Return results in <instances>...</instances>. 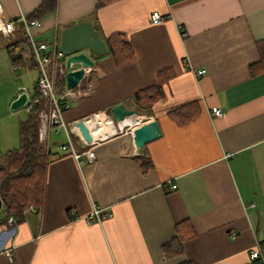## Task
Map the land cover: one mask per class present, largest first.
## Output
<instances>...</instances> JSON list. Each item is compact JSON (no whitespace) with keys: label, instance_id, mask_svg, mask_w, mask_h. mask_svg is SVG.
<instances>
[{"label":"crops","instance_id":"1","mask_svg":"<svg viewBox=\"0 0 264 264\" xmlns=\"http://www.w3.org/2000/svg\"><path fill=\"white\" fill-rule=\"evenodd\" d=\"M96 1L57 0L32 29L34 38L60 47L65 27L89 21L103 41L122 33L135 57L117 65L106 51L84 50L95 74L82 81L85 92L63 119L69 126L87 120L94 143H84L77 129L71 136L77 152L94 146L95 158L79 162L61 150L64 132L50 127L43 203L27 207L13 227L0 226V264H249L256 248L255 264H264V71L250 73L264 40V0H117L95 11ZM40 2L3 0L4 17L27 15ZM154 11L161 22L150 20ZM3 37L0 51L14 34L4 37L6 44ZM167 67L173 76L162 96L138 108L133 94L157 83ZM4 79L0 67V84ZM22 88L3 101L0 155L18 145V120L12 122L8 106ZM190 102L198 113L179 124L170 111ZM119 103L137 109L140 124L157 120L161 134L137 147L133 131L141 116L120 123L122 130L106 119ZM213 107L220 116L211 114ZM94 208L111 216L89 223ZM182 221L194 234L181 254L167 257L162 245Z\"/></svg>","mask_w":264,"mask_h":264},{"label":"trees","instance_id":"2","mask_svg":"<svg viewBox=\"0 0 264 264\" xmlns=\"http://www.w3.org/2000/svg\"><path fill=\"white\" fill-rule=\"evenodd\" d=\"M117 0H97L95 11L104 5ZM57 0H41L40 4L26 15L28 19H40L52 12ZM96 29V26H95ZM106 52L109 53L117 65L131 62L134 57L132 46L122 33H113L104 39ZM259 60L250 66V73L254 75L264 71V40L257 42ZM7 54L14 67L36 68L32 57L28 38L21 25L17 24L14 39L6 45ZM37 69V68H36ZM94 71H90L85 82L94 77ZM158 82L138 89L133 94V100L138 108L146 109L162 96L163 85L173 76L170 67L158 71ZM35 82V81H34ZM55 88L58 94L64 91V79L55 77ZM80 94H84L85 86L79 88ZM33 95H37L34 87ZM43 109L42 102L34 103L27 116L18 123V145L0 155V199L2 202V216L0 226L6 223L7 216L12 213L16 221L20 220L22 213L29 204L40 207L44 199L45 172L50 151L38 139L39 112ZM171 116L179 124L191 121L198 113L194 102L186 103L170 111ZM174 235L163 243L162 251L165 256L172 257L183 252V243L193 236V230L188 221H182L175 225ZM180 264H198L194 261H186Z\"/></svg>","mask_w":264,"mask_h":264},{"label":"built area","instance_id":"3","mask_svg":"<svg viewBox=\"0 0 264 264\" xmlns=\"http://www.w3.org/2000/svg\"><path fill=\"white\" fill-rule=\"evenodd\" d=\"M150 20L158 23L163 20L162 16L154 11L150 15ZM19 24L22 26L31 49L32 57L36 63V68L38 75L34 82L35 90L37 95L30 94L25 88H22V92L26 93V101L22 106L25 111H29L31 106L34 103L42 102L43 109L39 112V129H38V139L43 145L46 142L48 131L51 126H55L56 131L62 130L65 135V141L60 145V149L63 151L70 152L74 158L80 162L79 158L85 156L88 161H91L95 158V149L94 146H90L84 149L82 152H77L74 147L73 139L71 136L72 130L77 129L74 124L70 126L64 122L63 112L68 109L71 104L77 100L80 96L79 88L81 87L82 81L87 77L91 71V67L83 68V77L80 79L79 83L74 88H66L64 83V91L61 94H58L55 88V77L57 75L62 76L64 79L65 73L79 66L78 63H70V67L66 68L65 62L69 53L62 50L60 47L51 45L47 41L36 40L33 36L32 29L40 25V20L37 18L28 19L24 13H20L19 16L15 19L4 17V8L3 0H0V35L10 38L14 32L16 25ZM78 65V66H76ZM205 72V69H197L196 75L199 76ZM211 114L215 116L221 115V110L217 107L211 109ZM141 116V117H140ZM139 120L135 121L136 125H139L144 118L142 115H139L136 118ZM109 124H113V121L110 116H107ZM87 122V120H85ZM118 128L122 130L120 122L116 123ZM133 124V123H132ZM131 124V125H132ZM92 134V132H91ZM82 137V136H81ZM83 139V137H82ZM84 140V139H83ZM86 141L84 140V143ZM94 143V139L92 140ZM175 188V184L169 181L168 189L172 190ZM33 205H28V209H34ZM105 216H111L110 213L103 214L97 208H94L92 213L87 217V222L96 220L100 222ZM16 224L15 216L10 213L6 219V225L13 227ZM233 236V235H232ZM4 254L8 259L12 258L11 249L4 250ZM260 249L256 248L252 250L249 254L250 263L255 264V261L260 258Z\"/></svg>","mask_w":264,"mask_h":264},{"label":"water","instance_id":"4","mask_svg":"<svg viewBox=\"0 0 264 264\" xmlns=\"http://www.w3.org/2000/svg\"><path fill=\"white\" fill-rule=\"evenodd\" d=\"M59 46L62 50L69 53L65 62L66 68L70 67L71 62L80 63L78 67L68 70L64 75V83L68 89L74 88L79 83L83 77V68L93 66L91 56L87 55L84 50L91 49L96 55H101L106 51L104 41L89 21H79L65 27L59 37ZM25 101L26 93L22 92L10 103V108H20ZM110 113L111 119L115 123L125 122L132 116L140 115L137 109L127 108L122 103L111 107ZM74 125L86 142H92L93 136L85 120L80 119ZM133 134L135 145L143 147L146 142L158 137L161 131L157 120L153 119L140 124L134 129ZM1 206L2 202L0 199V209Z\"/></svg>","mask_w":264,"mask_h":264},{"label":"rangeland","instance_id":"5","mask_svg":"<svg viewBox=\"0 0 264 264\" xmlns=\"http://www.w3.org/2000/svg\"><path fill=\"white\" fill-rule=\"evenodd\" d=\"M2 39V44L8 43V39L4 37ZM0 67L1 69H3L5 76L9 78L7 80L4 79L0 84V115H2L3 113H5L3 101L7 96V93L13 88H15L17 85H21L25 89L32 91L34 89L33 84L38 75V71L36 68H24L22 66L14 67L10 61L8 54L6 53V49L4 48L0 51ZM8 110L14 112L16 115L14 116V118H12V122L14 120H23L27 116V112L23 107H20L19 109H11L10 106H8ZM10 121L11 119H9L7 123H9ZM58 132L59 135H63L62 130H59Z\"/></svg>","mask_w":264,"mask_h":264},{"label":"bare ground","instance_id":"6","mask_svg":"<svg viewBox=\"0 0 264 264\" xmlns=\"http://www.w3.org/2000/svg\"><path fill=\"white\" fill-rule=\"evenodd\" d=\"M105 118V117H104ZM98 119H101V118H98ZM106 119H108L107 117H106ZM97 121V120H96ZM104 121V120H103ZM127 121V120H126ZM128 122V121H127ZM92 123H95V120H91V121H89L88 122V124L89 125H92ZM100 123V122H99ZM121 124L123 123V122H120ZM87 124V123H86ZM96 124V123H95ZM88 126V125H87ZM95 126H97V125H95ZM95 126H94V128H95ZM96 129V128H95Z\"/></svg>","mask_w":264,"mask_h":264}]
</instances>
